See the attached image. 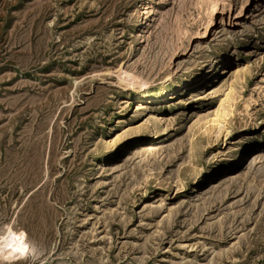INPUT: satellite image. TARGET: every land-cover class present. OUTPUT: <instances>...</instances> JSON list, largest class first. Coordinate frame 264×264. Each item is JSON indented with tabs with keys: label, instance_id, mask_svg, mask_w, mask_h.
Segmentation results:
<instances>
[{
	"label": "rangeland",
	"instance_id": "1",
	"mask_svg": "<svg viewBox=\"0 0 264 264\" xmlns=\"http://www.w3.org/2000/svg\"><path fill=\"white\" fill-rule=\"evenodd\" d=\"M140 4L0 0V240L34 247L4 264H264V157L245 169L264 147V0H148L138 32ZM225 47L238 60L203 99L143 100L148 129L133 88ZM137 139L161 150L111 174Z\"/></svg>",
	"mask_w": 264,
	"mask_h": 264
},
{
	"label": "bare ground",
	"instance_id": "2",
	"mask_svg": "<svg viewBox=\"0 0 264 264\" xmlns=\"http://www.w3.org/2000/svg\"><path fill=\"white\" fill-rule=\"evenodd\" d=\"M139 9H140V12H139L140 15L137 18L135 25H136V30L138 32H142L145 29L147 17L149 14L148 0H141V4H140ZM236 60H238V59L235 55V52L234 51L232 52V50H229L227 47H225V48L218 50L217 52L213 51V52H210L209 54H207L205 59L203 61H201L198 65H196L195 68L193 69V71H191L188 78H185L182 80H172L170 86H168V87H166L167 86L166 85L165 87L163 86V88H161V89L156 88V89H153L152 91H147L145 88H140V89L133 88L134 91L136 92L135 96L133 97V100L135 99V101L133 103L138 104L139 112L141 113V115L146 116L147 114H149V117L145 118L146 127L151 130V128L149 127V122L152 121L153 118L158 119L157 115H159L161 113V111L159 109H150V105L146 104L145 101H143V100L157 101V102L153 103V106H154L155 104H159L160 99L164 98L165 96H168V94L171 95V96H169L170 99L174 98L176 96L177 92H179L178 89H180V87L190 88L192 86L197 87L196 90H199V92L196 94V100H201L206 96L205 93L208 90H212V88H214V85H215L214 81H216V79H218L219 74H228L232 70V68H230L231 65L234 64L233 62ZM239 71H240V69L237 68L233 71V74L235 76H237ZM123 72L126 74L125 75L126 77H127V74H128V77H132L134 75V74L133 75L130 74L131 72L129 73L128 71H123ZM211 76H212V78H211ZM134 77H135V75H134ZM123 78H124V76H123ZM132 79H133V77L131 78V81H132ZM124 80H125V78L123 79V81ZM202 81H204L203 83H205V84H200ZM212 82H213V84H212ZM205 87H207V89ZM164 90H167V92H165ZM191 91H195V89H192ZM214 92H216V90ZM194 113H195V116L197 117L198 112H195L193 110V114ZM194 119L196 120L195 117H194ZM199 120H200V118L198 119L197 122H199ZM211 127H212V125H211ZM132 130H134V128ZM120 137H121V134L114 135V137L112 139L113 142L111 141L112 144L119 141ZM133 142L134 143H132L127 148V151H126V153H124L123 157L121 159L117 160L116 162H113L110 165L109 170L111 171V174H115V173L120 172V171L122 172V170L124 168H126L127 165L132 166V165H136L137 163H140L143 160H149V157L154 156L155 154H157L156 152L161 150L160 148H158L156 143L152 142L151 140L137 139ZM190 148L192 149V147H190ZM163 151H165V150H163ZM189 151H190V149H189ZM251 151L253 153L250 154L246 158L245 169H247V170L252 169L251 170V172H252L255 168H257L261 159L264 157V147H255ZM241 154H242L241 150L235 154H232L230 157V160L236 162V160L238 158H240ZM102 156L103 155H101V157ZM150 162H152V161H150ZM259 169H261V168H259ZM261 172L262 171H260V173ZM231 180H232V178L229 177L227 174L223 175L217 181H215V182L212 181L213 183H211L212 184L211 188H212V190H215L216 192H219L221 194L222 187L225 184L229 183ZM231 183H233V182H231ZM207 191H211V190H207ZM217 197H216V199H217ZM214 200H215V198H214ZM96 208H98V207H96ZM11 223H12V221H11ZM9 231H11L13 234H16V235H19V233H20V231H15L12 228H9L8 233H6V235H4V236H1L2 239L0 240V255H1L0 257L8 258L10 260H19L21 258H24L26 255V251L28 250L27 247H25L26 251H24V252H21L18 248H15V247L10 248V249L7 247V243L9 242L10 238L6 239V237L9 236ZM20 243L26 244L27 241L25 239L24 241L23 240L20 241Z\"/></svg>",
	"mask_w": 264,
	"mask_h": 264
},
{
	"label": "clouds",
	"instance_id": "3",
	"mask_svg": "<svg viewBox=\"0 0 264 264\" xmlns=\"http://www.w3.org/2000/svg\"><path fill=\"white\" fill-rule=\"evenodd\" d=\"M26 237V233L25 232H20L19 235L13 234L11 231H9V236L6 237V239H9V242L7 243V247L10 248H18L19 250H23L25 247H27V249L29 250L30 248L32 249V251L34 252V247L31 244H21L20 241H24ZM5 260L7 258H4ZM0 264H4L3 260H0Z\"/></svg>",
	"mask_w": 264,
	"mask_h": 264
},
{
	"label": "snow or ice",
	"instance_id": "4",
	"mask_svg": "<svg viewBox=\"0 0 264 264\" xmlns=\"http://www.w3.org/2000/svg\"><path fill=\"white\" fill-rule=\"evenodd\" d=\"M21 252H24V251H26V248H24L23 250H20Z\"/></svg>",
	"mask_w": 264,
	"mask_h": 264
}]
</instances>
